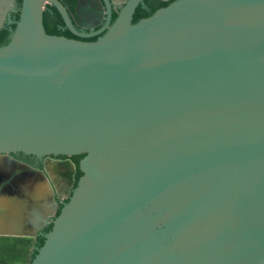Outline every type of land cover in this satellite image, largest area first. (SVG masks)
I'll list each match as a JSON object with an SVG mask.
<instances>
[{
	"label": "water",
	"instance_id": "obj_1",
	"mask_svg": "<svg viewBox=\"0 0 264 264\" xmlns=\"http://www.w3.org/2000/svg\"><path fill=\"white\" fill-rule=\"evenodd\" d=\"M48 1L79 36L110 18L104 0L79 33ZM138 2L83 41L21 0L0 156L62 158L72 189L56 214L43 173L0 163V234L43 237L29 264H264V0H173L132 23Z\"/></svg>",
	"mask_w": 264,
	"mask_h": 264
},
{
	"label": "flooded vegetation",
	"instance_id": "obj_2",
	"mask_svg": "<svg viewBox=\"0 0 264 264\" xmlns=\"http://www.w3.org/2000/svg\"><path fill=\"white\" fill-rule=\"evenodd\" d=\"M66 12L72 27L79 33H93L99 30L106 22L107 9L104 0H56ZM173 0H139L133 12L131 22L151 15L156 9L166 6ZM127 0H108L110 6V18L105 28L99 33L92 36H79L73 33L66 25L58 8L50 1L44 0L42 11V22L46 33L58 36H64L70 39L93 41L97 37L103 35L110 25L118 16L120 10ZM21 0H0V45L8 40L16 22L19 18V10ZM7 158L12 159L8 161ZM0 163H21L33 168L36 171L34 180H41L39 172L43 173L50 185L55 191V199L57 202L56 214L62 205L67 201L68 190L72 189L69 170L62 158H24V153H18L10 156H0ZM6 174V171H0ZM7 175V174H6ZM29 180L26 178L23 183L25 185ZM2 226L0 225V228ZM51 225H46L42 232L45 233L50 229ZM0 236L17 237V235L0 234ZM21 237V236H20ZM26 237V236H24ZM28 252L25 257L26 263L29 264L35 253V249L39 247L42 236L31 238ZM10 248L11 244H8ZM4 244H0V264H17L15 256L11 253L5 254L1 252Z\"/></svg>",
	"mask_w": 264,
	"mask_h": 264
},
{
	"label": "crops",
	"instance_id": "obj_3",
	"mask_svg": "<svg viewBox=\"0 0 264 264\" xmlns=\"http://www.w3.org/2000/svg\"><path fill=\"white\" fill-rule=\"evenodd\" d=\"M31 239L29 237L24 236H17V237H6V236H0V244H4L3 252L5 254L11 253L15 256V260L18 263L19 260L25 259L26 254L29 249ZM8 244H11V247H9ZM5 251V252H4ZM2 256V253H0Z\"/></svg>",
	"mask_w": 264,
	"mask_h": 264
},
{
	"label": "rangeland",
	"instance_id": "obj_4",
	"mask_svg": "<svg viewBox=\"0 0 264 264\" xmlns=\"http://www.w3.org/2000/svg\"><path fill=\"white\" fill-rule=\"evenodd\" d=\"M17 264H28L26 263L25 259L19 260Z\"/></svg>",
	"mask_w": 264,
	"mask_h": 264
},
{
	"label": "trees",
	"instance_id": "obj_5",
	"mask_svg": "<svg viewBox=\"0 0 264 264\" xmlns=\"http://www.w3.org/2000/svg\"><path fill=\"white\" fill-rule=\"evenodd\" d=\"M59 212V211H58ZM58 212H57V214H58ZM42 242H43V239H40V241H39V246L42 244Z\"/></svg>",
	"mask_w": 264,
	"mask_h": 264
}]
</instances>
